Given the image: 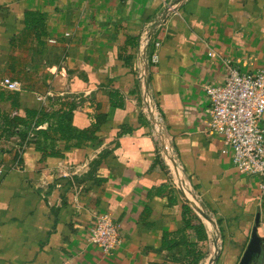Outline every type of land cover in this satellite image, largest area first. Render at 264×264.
<instances>
[{"label": "crops", "instance_id": "1", "mask_svg": "<svg viewBox=\"0 0 264 264\" xmlns=\"http://www.w3.org/2000/svg\"><path fill=\"white\" fill-rule=\"evenodd\" d=\"M167 1L0 0V264H243L257 215L263 243L248 264H264L258 177L204 131L222 61L264 69V0H172L151 65L140 39ZM145 67L193 205L170 186L142 111ZM27 110L47 118L35 125ZM60 112L69 137L48 128ZM102 212L119 231L109 253L86 240Z\"/></svg>", "mask_w": 264, "mask_h": 264}, {"label": "built area", "instance_id": "2", "mask_svg": "<svg viewBox=\"0 0 264 264\" xmlns=\"http://www.w3.org/2000/svg\"><path fill=\"white\" fill-rule=\"evenodd\" d=\"M175 4L172 0L167 1L163 11L151 21L153 29L146 31L140 39L144 47L152 44L149 54L151 65L158 64L160 60L161 40L155 37V31L172 15L179 13ZM208 54L213 55L212 52ZM222 64L225 72L223 81L205 86L209 110L204 131L221 136L224 146L231 152L235 168L242 174L257 176L260 195L264 196V128L261 124L264 115V69L241 71L228 59H224ZM135 77L144 89L142 111L147 115L151 132L158 141V152L167 168L169 184L186 203L193 205L196 201L194 192L184 178L157 101L148 88V68H138ZM1 84L11 91L21 89L18 80L4 78ZM86 240L105 253L119 244L118 226L110 212L95 214Z\"/></svg>", "mask_w": 264, "mask_h": 264}, {"label": "trees", "instance_id": "3", "mask_svg": "<svg viewBox=\"0 0 264 264\" xmlns=\"http://www.w3.org/2000/svg\"><path fill=\"white\" fill-rule=\"evenodd\" d=\"M11 97H16L17 94H11ZM27 117L29 118L28 120L31 119H35V125H38L39 123L43 122L45 120V118H47V114L42 113V110L40 111H35V110H27ZM40 115V116H38ZM58 119H57V123L54 126H50L48 127L51 131L55 132V133H59L61 136L63 137H69V133H71V128H70V124L69 122L66 121V119H69V117L67 116L66 112H60L57 114ZM31 118V119H30ZM66 118V119H65ZM27 120V121H28ZM13 122H16V124H24L25 126H27V121L26 119L21 118L20 116H15L12 120ZM4 126H10L9 122L4 118ZM52 125V124H51ZM3 126V125H2ZM8 129V127H7ZM11 131L12 130H8ZM14 132L18 133V135L20 136L21 134V130L20 127H16L14 128ZM39 134H42L43 136H46V132L45 130H39Z\"/></svg>", "mask_w": 264, "mask_h": 264}, {"label": "water", "instance_id": "4", "mask_svg": "<svg viewBox=\"0 0 264 264\" xmlns=\"http://www.w3.org/2000/svg\"><path fill=\"white\" fill-rule=\"evenodd\" d=\"M258 220H259V215L256 216L255 219V225L252 228V232H251V238L249 243L247 244V249L244 252V260H243V264H248L249 260H250V255L249 253H260V249L263 243V238H261L258 234H257V224H258Z\"/></svg>", "mask_w": 264, "mask_h": 264}]
</instances>
